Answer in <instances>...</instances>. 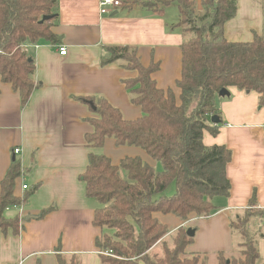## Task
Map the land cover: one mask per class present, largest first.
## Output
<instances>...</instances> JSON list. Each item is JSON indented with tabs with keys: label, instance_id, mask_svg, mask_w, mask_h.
Returning a JSON list of instances; mask_svg holds the SVG:
<instances>
[{
	"label": "crops",
	"instance_id": "0c3cea01",
	"mask_svg": "<svg viewBox=\"0 0 264 264\" xmlns=\"http://www.w3.org/2000/svg\"><path fill=\"white\" fill-rule=\"evenodd\" d=\"M120 1L122 5L111 14H101L99 0H57L52 32L59 44L40 41L23 46L34 61L37 84L24 107L18 93L0 80V181L10 164L18 161L21 176L15 181L14 195L21 197L34 189L24 205L4 213L8 219L19 217L20 224L17 233L11 228L0 230V264H58L56 250L77 256L79 264H100L95 241L105 230L92 223L100 205L85 196L80 179L88 153L102 154L113 165L125 157H138L157 170V162L142 149L116 146L112 138L99 149L86 147L85 135L92 131L88 120L96 115L80 99L102 98L125 120L141 117L124 85L137 72L125 69L120 61L101 64L107 47H133L144 67L158 64L152 79L161 90L171 89L179 104L175 82L180 77L183 35L175 27L177 8L148 10L142 0ZM194 1L200 9L202 0ZM223 35L229 42H251L255 35L264 38V0H237L236 14L224 24ZM59 47L66 49L65 55H59ZM227 90L228 96L216 99L219 123L212 125L216 133L204 131L202 143L231 151L226 166L229 196L214 198L217 211L207 218L191 215L181 221L172 215H155L166 227L172 225L170 233L193 226L184 256L197 255L206 264H217L218 255L212 252L218 250L226 258L236 257L229 222L248 207L253 194L256 208L264 210V114L255 92ZM45 209L50 210L38 218ZM219 233L222 240L217 238ZM257 247L264 260V234Z\"/></svg>",
	"mask_w": 264,
	"mask_h": 264
},
{
	"label": "trees",
	"instance_id": "16d2710c",
	"mask_svg": "<svg viewBox=\"0 0 264 264\" xmlns=\"http://www.w3.org/2000/svg\"><path fill=\"white\" fill-rule=\"evenodd\" d=\"M237 0H202L200 9L194 0L143 1L142 6L156 10L174 5L178 27L183 35L180 45L181 71L175 82L178 100L171 89L161 90L151 75L158 64L144 67L133 47H107L101 64L120 61L137 75L124 81L133 105L141 117L125 120L121 113L102 98H82L96 115L88 120L92 131L85 135L86 147L99 149L107 138L116 146L142 149L160 165L154 170L138 157H125L118 165L102 154L90 151L80 176L85 196L100 207L93 225L105 231L95 241L100 264H206L199 256H184L192 241L187 229L169 232L156 214L173 215L181 221L189 216L210 217L217 211L216 197L229 196L226 166L232 153L225 146L206 147L202 134L216 133L211 117L219 119L216 107L222 89L236 88L258 95V107L264 114V38L255 35L251 42H229L223 35L224 24L236 14ZM44 16L50 19L39 23ZM57 20V0H0V80L18 93L24 107L37 84L33 80V59L24 44L40 41L57 45L52 32ZM123 174V175H122ZM21 176L18 161H13L0 181V230L18 232L19 217L8 219L7 209L24 205L34 189L21 197L14 195L15 181ZM175 191L163 193L170 184ZM50 209L42 210L38 218ZM264 218L252 195L248 207L229 222V228L241 236L236 257L217 256V264H264L258 253L259 231L250 230L253 218ZM58 264H79L77 256H65L56 250Z\"/></svg>",
	"mask_w": 264,
	"mask_h": 264
},
{
	"label": "rangeland",
	"instance_id": "374dc122",
	"mask_svg": "<svg viewBox=\"0 0 264 264\" xmlns=\"http://www.w3.org/2000/svg\"><path fill=\"white\" fill-rule=\"evenodd\" d=\"M142 1L156 2V0H142ZM156 169H157V171L160 170V165L158 163H157V168ZM174 191H175V186L172 183V184L169 185V187L166 188V190L164 191L163 194L165 196H167V197H170L171 195H173ZM173 217L176 218L175 216H173ZM171 226H172L171 224H168L167 229L169 230L171 228ZM187 229L193 230L194 228H193V226H189V227H187ZM250 230L252 232L259 231L260 234H264V219L257 218V217L256 218H253L252 219V222H251ZM105 233L107 235H112V230H107L106 229ZM219 234H220V236L218 235L217 238H220L221 237V240H222L223 239V234L222 233H219ZM221 240H219V241H221ZM257 240L259 241V239H257ZM240 242H241V236L237 232H233V231L230 230V245L232 246V251L233 252H235L238 249ZM220 246L221 245H219V246H212V247H210V249H216L215 247H220ZM212 253L214 255H218L219 253H221V251L218 250V251H214ZM203 256H206L205 253L203 254ZM202 260L205 261V258H203Z\"/></svg>",
	"mask_w": 264,
	"mask_h": 264
},
{
	"label": "built area",
	"instance_id": "2783aa9c",
	"mask_svg": "<svg viewBox=\"0 0 264 264\" xmlns=\"http://www.w3.org/2000/svg\"><path fill=\"white\" fill-rule=\"evenodd\" d=\"M122 3L120 0H99V8L101 14H111L113 8L121 6ZM58 52L60 56H63L66 54V49L64 47H59ZM19 150L14 149L13 153L18 154ZM23 190L27 189V185H22L21 187Z\"/></svg>",
	"mask_w": 264,
	"mask_h": 264
},
{
	"label": "water",
	"instance_id": "95a60500",
	"mask_svg": "<svg viewBox=\"0 0 264 264\" xmlns=\"http://www.w3.org/2000/svg\"><path fill=\"white\" fill-rule=\"evenodd\" d=\"M48 19H50L49 16H44V17L40 20L39 23H43L44 21H46V20H48ZM228 95H229V92H228V90H226V89H222V90H220V92L218 93V96H219V97H226V96H228ZM210 122H211L212 124L215 125V124H218V123H219V119H218V117L213 116V117H211ZM186 233H187V236H189V237H192V236L194 235V231H193V230H190V229H187Z\"/></svg>",
	"mask_w": 264,
	"mask_h": 264
}]
</instances>
